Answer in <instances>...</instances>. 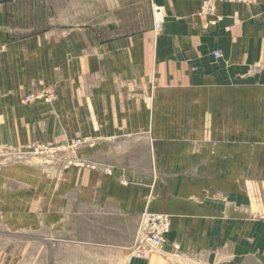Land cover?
Listing matches in <instances>:
<instances>
[{
  "label": "crops",
  "instance_id": "0c3cea01",
  "mask_svg": "<svg viewBox=\"0 0 264 264\" xmlns=\"http://www.w3.org/2000/svg\"><path fill=\"white\" fill-rule=\"evenodd\" d=\"M202 1L0 0V264L28 235L20 264L43 263L45 232L108 264H264V131L235 124L264 112V0L220 4L216 25ZM145 212L172 222L148 262L130 255Z\"/></svg>",
  "mask_w": 264,
  "mask_h": 264
},
{
  "label": "built area",
  "instance_id": "2783aa9c",
  "mask_svg": "<svg viewBox=\"0 0 264 264\" xmlns=\"http://www.w3.org/2000/svg\"><path fill=\"white\" fill-rule=\"evenodd\" d=\"M253 0H203L201 4L200 13L204 17L210 19L211 25H216L222 20L219 15L220 4H246ZM155 15V30L160 31L162 25V10L160 8L154 9ZM218 59L221 56L215 53ZM55 100V95L52 91H45L36 95L26 96L24 103L31 101H45L51 103ZM92 141L89 138L74 140L66 145H50V144H36L28 145L23 153H20L21 158L30 157H44L48 159H56L60 154L68 153L77 157V151L87 145H91ZM2 165H0L1 167ZM72 166L95 168L85 161L76 159L74 162H69L65 168ZM109 175L113 174L111 169H105ZM123 183V181H121ZM172 222L169 216L145 212L140 217L139 227L137 229L134 242L130 247L131 254L141 260L149 261L155 255H158L166 244V237L171 232Z\"/></svg>",
  "mask_w": 264,
  "mask_h": 264
},
{
  "label": "rangeland",
  "instance_id": "374dc122",
  "mask_svg": "<svg viewBox=\"0 0 264 264\" xmlns=\"http://www.w3.org/2000/svg\"><path fill=\"white\" fill-rule=\"evenodd\" d=\"M246 107V111L249 112L247 113L248 118L237 119L235 121L236 131H264V112L261 111L260 104H252L250 107ZM42 162L43 161L39 158L34 159L33 161V163L35 164H42ZM5 168V166L0 167V175L3 173V170H5ZM29 239H31V236L28 235L26 239L21 238L20 242L15 240L12 241L13 252L15 251V255H17L13 258L14 262L12 264H20V255H25L27 253L25 242H27ZM44 240L45 246L42 253L43 263L40 264H108V257H106V255H103L99 251V248L91 247L89 243H85L84 241L68 238L67 235L60 236V238H58L55 235H51L46 232L44 233ZM29 250L31 252L30 245L28 244V251ZM130 255L133 256L131 254V251ZM20 260H25V256L21 257ZM28 260L30 261V258H28ZM114 260V257H109L110 262ZM21 264L35 263L25 261Z\"/></svg>",
  "mask_w": 264,
  "mask_h": 264
},
{
  "label": "bare ground",
  "instance_id": "6f19581e",
  "mask_svg": "<svg viewBox=\"0 0 264 264\" xmlns=\"http://www.w3.org/2000/svg\"><path fill=\"white\" fill-rule=\"evenodd\" d=\"M39 158V157H38ZM44 159V158H43ZM45 160V159H44ZM38 164V163H37ZM124 183V182H123Z\"/></svg>",
  "mask_w": 264,
  "mask_h": 264
}]
</instances>
